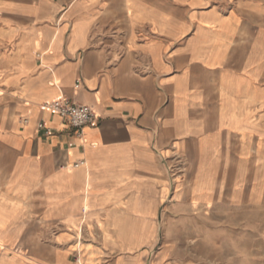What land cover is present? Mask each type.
<instances>
[{"label":"crops","instance_id":"1","mask_svg":"<svg viewBox=\"0 0 264 264\" xmlns=\"http://www.w3.org/2000/svg\"><path fill=\"white\" fill-rule=\"evenodd\" d=\"M206 207L264 215V0H0V264H192Z\"/></svg>","mask_w":264,"mask_h":264},{"label":"rangeland","instance_id":"2","mask_svg":"<svg viewBox=\"0 0 264 264\" xmlns=\"http://www.w3.org/2000/svg\"><path fill=\"white\" fill-rule=\"evenodd\" d=\"M166 219L162 216L160 241L171 237L177 254L193 260L192 264H264L260 210L206 207L204 216L175 217L171 232L165 230Z\"/></svg>","mask_w":264,"mask_h":264},{"label":"built area","instance_id":"3","mask_svg":"<svg viewBox=\"0 0 264 264\" xmlns=\"http://www.w3.org/2000/svg\"><path fill=\"white\" fill-rule=\"evenodd\" d=\"M42 108L49 111L51 114L64 118L74 129L77 136H80L84 126H94L97 124L98 115L91 107L77 104L68 97L61 96L55 98L42 105ZM37 126L38 129H43L45 134L51 133V129L46 127L42 121L39 122ZM77 164L78 163H74V166ZM168 168L172 176L177 173V169L174 166H169Z\"/></svg>","mask_w":264,"mask_h":264},{"label":"bare ground","instance_id":"4","mask_svg":"<svg viewBox=\"0 0 264 264\" xmlns=\"http://www.w3.org/2000/svg\"><path fill=\"white\" fill-rule=\"evenodd\" d=\"M78 261H79V264H81V261H82V260H81L80 258L78 259Z\"/></svg>","mask_w":264,"mask_h":264}]
</instances>
